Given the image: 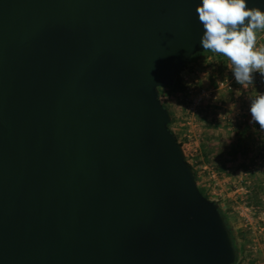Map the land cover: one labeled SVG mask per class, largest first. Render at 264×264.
Masks as SVG:
<instances>
[{"label": "water", "instance_id": "obj_1", "mask_svg": "<svg viewBox=\"0 0 264 264\" xmlns=\"http://www.w3.org/2000/svg\"><path fill=\"white\" fill-rule=\"evenodd\" d=\"M198 2L0 0V264L235 263L160 98Z\"/></svg>", "mask_w": 264, "mask_h": 264}, {"label": "rangeland", "instance_id": "obj_2", "mask_svg": "<svg viewBox=\"0 0 264 264\" xmlns=\"http://www.w3.org/2000/svg\"><path fill=\"white\" fill-rule=\"evenodd\" d=\"M257 47H264V31L257 32ZM212 62L211 56L202 57L185 67L180 83H187V89L167 90L165 102L176 118L172 129L186 158L197 168L198 185L226 210L236 231L245 229L251 235L240 264H264V192L253 191L256 181L264 180V152L258 143L230 159L234 135L226 127L252 124L250 106L257 94H264V81L254 78V70L252 82L240 84L230 60L227 66ZM215 119L219 126L211 127ZM203 141L208 158L201 154Z\"/></svg>", "mask_w": 264, "mask_h": 264}, {"label": "clouds", "instance_id": "obj_3", "mask_svg": "<svg viewBox=\"0 0 264 264\" xmlns=\"http://www.w3.org/2000/svg\"><path fill=\"white\" fill-rule=\"evenodd\" d=\"M196 11L203 26L202 47L230 60L240 84L251 83L254 70L264 74V47H257L264 10L248 7L247 0H199ZM250 113L264 130V94L256 95Z\"/></svg>", "mask_w": 264, "mask_h": 264}, {"label": "trees", "instance_id": "obj_4", "mask_svg": "<svg viewBox=\"0 0 264 264\" xmlns=\"http://www.w3.org/2000/svg\"><path fill=\"white\" fill-rule=\"evenodd\" d=\"M208 56H211L212 58H214L215 62H212L213 65H215L217 62H220L224 66H227V64L229 62V60L227 58L223 57L221 54L213 53L210 50H206L204 52L197 53L196 55H194L191 58L190 62L185 67H187L189 64L195 62L199 58L208 57ZM254 78H256V80L260 84H263L264 74H261L260 71H258V70L255 71ZM178 88L180 89V91H185L187 89V83H183V84L180 83V73L178 74V76L175 79L172 86H169V87L164 86V87L159 88L161 101H162L164 107H166L169 111H170V107L165 102V93L167 90H174V89H178ZM215 108L217 109L218 107H215ZM170 113L172 116V121L169 124V129L176 135L178 142L181 143V141L179 140V136L172 129L173 124H175V122H176V118L171 111H170ZM203 118H206V115H204ZM210 126L216 127V126H219V124H218L217 120L215 119V120L211 121ZM226 127L234 135V142L232 143V146L230 147V149L228 150V153H227L228 157H230V159L234 158L237 155V153H239L240 151L241 152L252 151L254 146H257L258 143L261 145L260 148L263 149V152H264V136L262 134V130L260 128V125L257 122L253 121L252 124L238 122L236 124H229V126L226 124ZM201 145H202V149H203L201 154L204 155V157L208 158V152H207L206 147H205V145H206L205 141L201 142ZM186 160L194 169L195 175H196V181L198 184L199 174H198L197 168L188 158H186ZM198 187L204 196H206L207 198H210L208 196V194L199 185H198ZM253 191H255V193H257L256 191L264 192V180L256 181L254 188H253ZM219 209H220L221 214L225 217V219L227 221L228 227L231 230L234 247L238 251L237 260L233 264H240L241 261L243 260V255L246 252L247 245L251 241V238H250L251 235H250L249 231L245 230V229H241V230L236 231L233 228V226L231 225V222H230V219H229V216H228V213L226 212V210H224L221 205H219Z\"/></svg>", "mask_w": 264, "mask_h": 264}]
</instances>
